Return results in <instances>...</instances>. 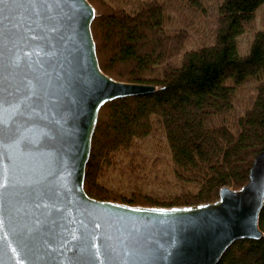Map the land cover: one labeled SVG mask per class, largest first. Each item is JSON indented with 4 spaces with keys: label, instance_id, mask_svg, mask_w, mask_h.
<instances>
[{
    "label": "water",
    "instance_id": "obj_1",
    "mask_svg": "<svg viewBox=\"0 0 264 264\" xmlns=\"http://www.w3.org/2000/svg\"><path fill=\"white\" fill-rule=\"evenodd\" d=\"M88 0H0V264H218L259 240L264 151L213 203L132 207L84 191L98 113L153 86L99 67Z\"/></svg>",
    "mask_w": 264,
    "mask_h": 264
},
{
    "label": "trees",
    "instance_id": "obj_2",
    "mask_svg": "<svg viewBox=\"0 0 264 264\" xmlns=\"http://www.w3.org/2000/svg\"><path fill=\"white\" fill-rule=\"evenodd\" d=\"M88 2L102 72L156 91L100 109L85 193L170 208L242 188L264 151V0ZM259 228L262 238L236 241L218 264H264V206Z\"/></svg>",
    "mask_w": 264,
    "mask_h": 264
},
{
    "label": "rangeland",
    "instance_id": "obj_3",
    "mask_svg": "<svg viewBox=\"0 0 264 264\" xmlns=\"http://www.w3.org/2000/svg\"><path fill=\"white\" fill-rule=\"evenodd\" d=\"M250 37V33H245L240 39H239V47L241 50H243L248 42V39ZM109 182H112V179H110Z\"/></svg>",
    "mask_w": 264,
    "mask_h": 264
}]
</instances>
